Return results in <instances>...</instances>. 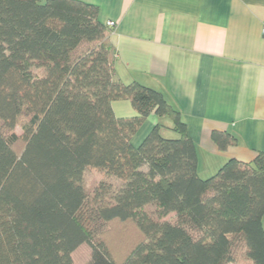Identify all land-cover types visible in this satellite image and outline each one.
I'll list each match as a JSON object with an SVG mask.
<instances>
[{
	"label": "trees",
	"instance_id": "obj_1",
	"mask_svg": "<svg viewBox=\"0 0 264 264\" xmlns=\"http://www.w3.org/2000/svg\"><path fill=\"white\" fill-rule=\"evenodd\" d=\"M111 35L92 4L0 0V264H75L84 245L86 264H238L241 253L264 264V153L202 178L180 113L118 78ZM124 98L135 117L115 115ZM152 114L172 125L135 147ZM212 139L221 149L237 141ZM88 169L120 185L89 194ZM114 224L139 238L112 242Z\"/></svg>",
	"mask_w": 264,
	"mask_h": 264
},
{
	"label": "crops",
	"instance_id": "obj_2",
	"mask_svg": "<svg viewBox=\"0 0 264 264\" xmlns=\"http://www.w3.org/2000/svg\"><path fill=\"white\" fill-rule=\"evenodd\" d=\"M115 22L111 41L118 78L161 92L180 113L197 148L198 172L214 175L227 160L264 153V0H78ZM118 118L137 111L112 103ZM170 117L150 115L132 137L137 147ZM236 144L221 149L213 132ZM166 136H175L165 131Z\"/></svg>",
	"mask_w": 264,
	"mask_h": 264
},
{
	"label": "rangeland",
	"instance_id": "obj_3",
	"mask_svg": "<svg viewBox=\"0 0 264 264\" xmlns=\"http://www.w3.org/2000/svg\"><path fill=\"white\" fill-rule=\"evenodd\" d=\"M16 132L22 135L21 126L16 127ZM167 137H174L177 139L176 136H167ZM176 137V138H175ZM102 181L110 182L114 187H118L120 184L111 178H108L101 174L99 171L94 169H88L84 173L83 177V185L87 192L92 193L94 189L98 186V184ZM111 233L109 234V238H111L112 242H116L121 234L123 237L125 235L127 242L133 243V240H137L140 236L137 229L131 224H114L111 226ZM115 249L119 250L117 247ZM89 250L88 246H82L75 254V264H86L88 261ZM238 264H251L250 261L246 258V256L241 253L240 261Z\"/></svg>",
	"mask_w": 264,
	"mask_h": 264
},
{
	"label": "built area",
	"instance_id": "obj_4",
	"mask_svg": "<svg viewBox=\"0 0 264 264\" xmlns=\"http://www.w3.org/2000/svg\"><path fill=\"white\" fill-rule=\"evenodd\" d=\"M107 26L110 27L111 29H113L116 26L115 22H108Z\"/></svg>",
	"mask_w": 264,
	"mask_h": 264
}]
</instances>
